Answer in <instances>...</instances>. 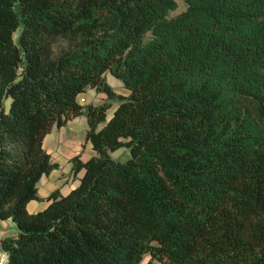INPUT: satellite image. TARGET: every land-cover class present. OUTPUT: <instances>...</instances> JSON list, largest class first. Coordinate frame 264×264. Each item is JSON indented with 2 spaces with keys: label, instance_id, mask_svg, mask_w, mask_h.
I'll use <instances>...</instances> for the list:
<instances>
[{
  "label": "trees",
  "instance_id": "trees-1",
  "mask_svg": "<svg viewBox=\"0 0 264 264\" xmlns=\"http://www.w3.org/2000/svg\"><path fill=\"white\" fill-rule=\"evenodd\" d=\"M185 2L0 0L1 264H264V0ZM82 116L79 186L31 213Z\"/></svg>",
  "mask_w": 264,
  "mask_h": 264
},
{
  "label": "crops",
  "instance_id": "crops-1",
  "mask_svg": "<svg viewBox=\"0 0 264 264\" xmlns=\"http://www.w3.org/2000/svg\"><path fill=\"white\" fill-rule=\"evenodd\" d=\"M92 92L96 91L91 90L86 95ZM88 129L87 119L82 116L71 119L67 125L61 128L54 127L51 133L46 136L44 148L51 154L52 163L58 167L40 180L39 196L42 201L40 204L34 200L29 203L28 209L31 213L45 208L48 204L46 198L54 190H60L63 195H67L79 186L84 171L75 176L72 160L81 154L84 160L95 155L90 145H87L85 150L83 148Z\"/></svg>",
  "mask_w": 264,
  "mask_h": 264
},
{
  "label": "rangeland",
  "instance_id": "rangeland-1",
  "mask_svg": "<svg viewBox=\"0 0 264 264\" xmlns=\"http://www.w3.org/2000/svg\"><path fill=\"white\" fill-rule=\"evenodd\" d=\"M176 2L178 3V9L172 12V15H176L182 12L183 10L186 9V6H187L185 0H176ZM106 80H107V83L114 89V91L117 94L124 95V96L129 95V91L125 89L123 87V84L118 79H116L110 72L106 74ZM84 98H85L84 105H87L90 103L99 105V104H103L106 101V95L97 94L96 92L95 93L92 92L91 94H88V95L85 94ZM115 106L116 104H114V108ZM112 112H113V109L110 111L109 116H111ZM83 148L84 150L86 149V147H83ZM80 156H83V155L81 154ZM111 156L116 161L126 162L131 157V152L129 148L124 147V148H121V149H118L112 152ZM34 201H36L38 204L41 203V201L39 200H34ZM148 259H149V256L145 257L144 261H147ZM2 262H3V258H2V254L0 253V264Z\"/></svg>",
  "mask_w": 264,
  "mask_h": 264
},
{
  "label": "built area",
  "instance_id": "built-area-1",
  "mask_svg": "<svg viewBox=\"0 0 264 264\" xmlns=\"http://www.w3.org/2000/svg\"><path fill=\"white\" fill-rule=\"evenodd\" d=\"M84 102H85V98H84V96H83V97L80 98V103H81V104H84Z\"/></svg>",
  "mask_w": 264,
  "mask_h": 264
}]
</instances>
